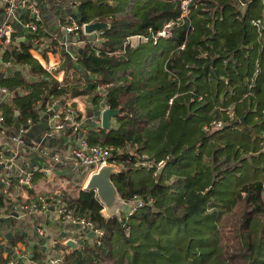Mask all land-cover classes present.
<instances>
[{
    "label": "trees",
    "instance_id": "trees-1",
    "mask_svg": "<svg viewBox=\"0 0 264 264\" xmlns=\"http://www.w3.org/2000/svg\"><path fill=\"white\" fill-rule=\"evenodd\" d=\"M239 3L240 0H206L205 5L200 7L199 11L205 18L214 21L213 38L205 41V48L196 49L199 54L210 49L209 60L197 62L202 71L189 76L191 84L188 88H192V92L176 97L173 105H170V99L178 92L177 82L170 80L167 74L161 81L158 72L144 68V57L151 50L150 45L141 44L142 47L133 50L130 45L124 44L129 36L146 33L149 27L158 30L169 22H176L183 12L181 0H165L146 11L137 22L125 23L113 10L109 14L98 13L102 15L99 20L110 22L111 27L104 30L100 44L87 41L83 49L76 53L75 67H70L75 71L77 82L89 80L93 83V91L76 86L78 83L71 85L58 81L31 54L32 44L26 41L15 43L13 37L3 58L26 66L33 79H28L21 71L0 79V83L9 88L20 86L22 89L14 96L12 106H3L6 125H13L17 119L27 128L29 119L36 121L41 117V111L52 96L66 99L69 89L73 95L92 94L97 85L103 86L107 88L106 92L95 94V101L105 100L111 109H118L115 116L117 125L92 130L90 142L115 148L112 160L124 167L112 175V181L122 198L131 199L139 195L154 199L152 205H145L128 217L124 214L106 217L102 213L104 204L96 191L81 188L70 205L78 214L92 220L96 228L103 230V235L97 239L87 237L80 248L65 247L69 251L61 264H125V257L129 259L128 264H177L185 260H177L162 249L154 251L156 241L167 245V240L173 242L172 236L167 233L156 239L148 229L161 227L172 218L174 206L170 202L173 198L184 202L196 190L203 192L217 184L227 185L231 177L238 179V188L243 182L239 169L249 171L258 157L264 155V144H261L264 139V115L248 99L236 101L244 93L254 59L259 57L263 71L258 79V92L262 97L260 104L264 106V44L261 45L258 32L250 25L253 17L263 14V4L260 0H253L242 10ZM88 6H81L80 23L90 22L91 15L85 10ZM173 30L174 40L177 44L182 43L186 26L175 25ZM38 35L31 34L33 38ZM219 37H224V40L219 42ZM177 58L176 54L171 57L169 69L175 68L171 61ZM223 58H229L228 63H223ZM208 74L213 76L211 84L206 82ZM146 79L148 86L154 84L148 96L151 104L148 118H161L162 122L153 132L149 129V119L138 113L132 100L127 102L124 98L127 93L142 90ZM123 81H126L124 85L117 84ZM200 81L207 84L206 89H201ZM204 91H212V94L198 100L197 94ZM217 106H231L236 113L234 131L240 141L236 146L227 142L224 146L222 141L213 139L214 132L203 130L205 122L221 116ZM166 113H169L170 121L164 119ZM196 145L200 147V153L191 157L189 154ZM250 153L252 155L248 157ZM162 160L165 162L159 167L158 163ZM232 161L236 164L232 165ZM148 162L150 165H147ZM261 172H264V165ZM261 181L255 180L239 187L235 207L240 203L243 205L240 219H233L236 222L228 221L230 219L226 217L221 219L215 240L222 262L219 260L215 264H243L246 257L254 252L256 243L251 223L256 216H264ZM191 212L198 215L196 210ZM126 227H129V234ZM142 232L146 238L139 242ZM231 233H235L232 238L229 236ZM195 239V236L190 237L188 249ZM231 240L237 244L231 245ZM205 241L198 239V247L208 249ZM37 250L36 246L33 256L40 260L41 253Z\"/></svg>",
    "mask_w": 264,
    "mask_h": 264
},
{
    "label": "crops",
    "instance_id": "crops-1",
    "mask_svg": "<svg viewBox=\"0 0 264 264\" xmlns=\"http://www.w3.org/2000/svg\"><path fill=\"white\" fill-rule=\"evenodd\" d=\"M31 1L39 5L42 11L43 21L41 29L38 33L31 32L26 27L28 17L24 14L14 18L12 22L15 29L13 36L15 43L26 41L32 44L31 54L61 83L67 82V84L71 85L78 83L76 86L80 85V87L83 86L87 91H93V83L89 80L81 83L77 82L75 80V71L73 68H70L76 65V55L73 50L77 48L82 50V45L85 46L86 42L90 40L95 43L92 35L85 34L76 38L73 34L67 33L64 27L66 22L70 23L72 20L79 21L80 18L77 19L76 15L80 13L81 6L89 4L88 7H90L92 0ZM106 1L114 2V0ZM101 17L102 15L95 13L91 15L90 22L100 21ZM4 19V6L0 2V23ZM107 23L109 26L106 29H109L111 23ZM212 32L210 30V34ZM31 34L40 35L37 38H33ZM9 45L10 43H0V79L11 77L17 71H21L25 77L32 80L33 78L29 75L26 66L4 60L3 54ZM0 85L3 84L0 83ZM3 86L7 87L6 85ZM97 86L95 89H98ZM9 89L13 90L14 93L9 96H2V112L5 104L9 106L13 105L14 96L22 90L20 86ZM102 89L104 88L102 87ZM95 94L97 92L91 94L93 101L89 100L87 107L81 98L87 94L73 95L69 89L66 99L56 98L59 101L52 110H49L50 104L48 102L46 108L41 111L39 119L36 121L28 120L29 125L27 128H24L23 124L17 119L13 125H6L5 123L0 127V151L3 152L5 159H7L11 167L8 169V175L6 167L0 164V264H7L11 258H16L18 264H29L27 261H23L17 252H12L11 248L14 246H17L20 250L32 252H34L37 246V252L40 251L39 253H41L40 262L47 264L50 257L58 255L59 252L63 251L64 243L67 239H74L79 243V241L83 240V237H87L85 235L82 236L84 230L76 224L64 220L60 223L58 221L59 216L51 206H49L48 210L41 211L40 213H25L17 210L15 205H19L28 199H38L40 196L51 197L58 192L63 194L66 201H71V199L66 197L62 189H57L58 187L64 189L69 187L67 191L70 190L72 184L77 185V181L82 179L85 174L83 169L76 167L74 164L73 148L78 144L81 132L89 138L92 130L101 128L99 124L97 126L96 122L100 119L102 110L93 112L89 108L91 102L97 103V101H94ZM67 109L74 112V120L79 123L80 130L74 131L68 126L62 131L49 134L54 122L52 115L56 112L63 115ZM116 125L117 121L115 116H113L111 118V127ZM22 130L24 144L19 146L12 141V137L20 134ZM30 171H34L35 175L33 187L19 186V177H25ZM7 175L12 186L5 191L2 179ZM82 189L85 188L83 187ZM51 205L53 204L51 203ZM43 215L44 217H41ZM26 218L32 219L35 225L33 235H27L23 228L19 229V226L23 225ZM48 220L49 224H47ZM60 241L62 243L61 246L58 245Z\"/></svg>",
    "mask_w": 264,
    "mask_h": 264
},
{
    "label": "rangeland",
    "instance_id": "rangeland-1",
    "mask_svg": "<svg viewBox=\"0 0 264 264\" xmlns=\"http://www.w3.org/2000/svg\"><path fill=\"white\" fill-rule=\"evenodd\" d=\"M164 1L165 0H114V2L111 3L107 2L106 0H92L91 6L85 10H87L89 15H94L95 13L109 14V12H111L113 9L117 17L119 19H122L125 23L137 22L138 19L143 17L145 11L151 9L152 7H155L159 3L161 4ZM181 1L183 2V0ZM192 14L190 15L191 21L186 20V23L184 22L183 24L187 29H191L188 46L186 47V49H178V44L172 37L160 40L157 45H154V43H152L150 40H147L145 38L143 39L144 44L151 45V50L146 53L144 57V68L146 70L153 71L154 73L158 72V77H160L161 81H163V76L165 74L169 76L170 80H176L177 84L179 83L177 97L186 95L187 93L191 92L192 88H188V85L191 84V80L189 79L190 73L202 71L197 62H200L203 58L201 53H197L196 49L197 47L205 48L206 42L210 41L213 38V33L210 34V30L212 29L208 27L209 22L211 21L207 20L205 16L199 11V9H196ZM76 16L77 19L81 17V8L80 13ZM223 40L224 37L218 38L219 42H222ZM141 44L136 38H132L131 35L125 41L124 46L130 45L131 49L135 50L142 47L143 45ZM82 47L84 46L82 45ZM80 50L81 49L79 48L74 49V54L76 55V53H78ZM206 50L210 51V49ZM174 54H176L178 57L177 60L171 61V64L175 68L169 69L168 63ZM172 73L176 74L175 79H173ZM120 75H122V72L120 73ZM194 81H196V78ZM125 82L126 81L117 82V84L124 85ZM147 82L148 79L143 81L144 88L142 90L127 93L124 98L127 102H130V100H132V103L135 105L138 113L148 118L147 111L151 106L148 101V96L152 93L151 89L153 88L154 84L148 86ZM206 82L208 84H211L208 82V80H206ZM198 83L201 89H206L207 84L204 83V81H200ZM106 89L107 88L95 89L94 92L105 93ZM86 94L88 96L85 95L81 98L82 100H84V104L88 107V101H93V99L91 98L92 96L90 93ZM236 101H239V99ZM173 103H170V105H173ZM89 108L93 112H99L103 109V106L101 102L97 101V103L91 102V104H89ZM164 119L166 121H170L169 113H166ZM161 125V118L149 119V129L152 132L158 130V127H160ZM237 134L238 133L234 131V128H227V130L215 131L213 133V139L215 141H222V145H224V142H227L232 145L234 143V146H236V144L240 143L239 138H236ZM199 148L200 147L196 145L189 155L193 157L194 155H197V153L199 154ZM251 155V153L248 154V157ZM151 162L153 163V161ZM231 163L232 165L236 164L235 161H232ZM255 163V166L251 167L249 171H246L244 168H242L241 171L239 169V175L240 177L242 175L241 178L243 180L240 186L249 182H254L255 180H264V172H261V166L264 165V155L262 154L260 158L258 157ZM147 165H150V163L148 162ZM119 168L121 169L120 165ZM216 174L218 175L219 172ZM87 178V175L84 174L82 179L77 181L78 184H72L71 189L68 191L67 189L69 187H66V190L64 188L58 187L57 190L62 189V191H64V193L66 194V197H68L69 199H74L76 197L77 191L80 188H83V186L86 184ZM236 180L238 179L231 177V180L227 183V185L221 186L220 184H217L216 186L209 187L203 192H201L200 190H196L197 192L189 195L184 202L177 201L175 200V198H173L170 202L171 205L174 206V210L172 211V218L167 220L171 223L169 224L167 222L164 223L161 227L155 226V228L150 227L148 229L149 233H152L153 235L155 234L156 239L168 233V235L172 236L171 238L173 242L167 240V245L170 247L169 248L162 242L156 241L153 250L158 251L159 249H162L163 251H168L171 253L170 256H173L177 260L186 258L185 260H182L177 264H215L216 262H219V260L222 262L221 257L219 256L220 249L215 240L217 231L219 230L220 221L221 219L226 217L225 219H230L228 221L232 220V222H236L233 221V219H240V216L242 214L241 207L243 205L240 203L235 207V202L238 199V195L240 194L238 190L240 186L237 188ZM96 193L99 196L98 190H96ZM122 199L123 198L120 196V194H118V198L115 200L114 205L110 207V209H108V207L103 203L105 209H103L102 213L104 214V216L108 217L112 214H124L125 207L122 204ZM262 203H264V198L262 200ZM193 210H196V212H198V215L192 214L191 211ZM41 217H44V215ZM58 221L60 223L63 222L60 217L58 218ZM232 222H229L228 224ZM47 224H49V220L47 221ZM251 226L253 237H255L256 248L254 249V252L252 254L246 257V261H243L242 263L262 264V261H264V216H256L255 218H253ZM22 228L26 231L27 235H33V232L35 231V225L32 219L26 218L23 225L19 226V229ZM233 235H235V233H231L229 236L232 238ZM82 236H84V234ZM192 236H195L196 239L192 242L193 246L188 249L187 244L190 237ZM92 237H95L96 239L98 238L96 234ZM145 238L146 235L144 234V232H142L139 242L144 240ZM82 239L83 240L79 241V243L77 242L78 248L82 246L85 237H83ZM198 239H201V242L209 240L207 242H204V245H207L208 249L198 247V245H200L196 242ZM229 243L233 246L237 244V242L234 240L229 241ZM58 245H62L61 241L58 243ZM67 246V244L64 245L63 249H66L65 247ZM69 249L67 250L69 251ZM128 263L129 259L125 257V264Z\"/></svg>",
    "mask_w": 264,
    "mask_h": 264
},
{
    "label": "built area",
    "instance_id": "built-area-1",
    "mask_svg": "<svg viewBox=\"0 0 264 264\" xmlns=\"http://www.w3.org/2000/svg\"><path fill=\"white\" fill-rule=\"evenodd\" d=\"M263 4V14L257 17H253L250 20V25L258 32V40L261 45L264 44V0H260ZM4 6L5 12V19L2 23H0V43H11L13 41L14 36V25L12 20L14 18L19 17L20 15L24 14L28 17V21L26 23V27L33 33H38L41 29V23L43 21L42 11L36 3L31 0H0ZM206 3V0H183L182 2V15L177 19L176 22H169L165 24L162 28L155 30L153 27H149L145 34H137L133 35L132 38H136L138 41L143 42V39L150 40L154 45H157L160 40L165 38H173L174 35V26L178 25L181 26L184 24L186 20L191 21L190 15L194 13L200 7H203ZM253 3V0H240L239 7L242 10H245L246 7ZM193 15V14H192ZM209 28L212 29L214 21L210 20ZM186 23V22H185ZM88 23H80V21L72 20L70 23H65L64 27L67 33L73 34L76 38L81 37L82 35L87 34L85 32L86 26ZM109 26V24H108ZM105 29H99L96 32V39L94 42L96 44H100L102 37L104 35ZM190 28H186V36L182 43L178 44V49H186L188 46V40L190 36ZM180 50V51H182ZM202 58L204 60H209L210 51L204 50L201 53ZM229 58H223V63H228ZM188 66V65H187ZM263 71V65L261 59L256 57L251 65V72L248 76L246 88L242 96H240L239 101L248 99L252 105L255 106L256 109L260 110L264 115V106L260 104L262 102V97L258 92V79ZM193 72L190 73L192 75ZM173 74V79H175L176 74ZM189 75V76H190ZM223 78V75L219 76ZM206 80L209 83L213 82L212 74H208L206 76ZM176 81V80H175ZM179 84V83H178ZM98 89H101L102 86L98 85ZM192 92V90H191ZM212 91H204L203 93L197 94L198 100L204 99V97L210 96ZM14 93L13 90L0 85V127L5 124V115L2 112V96H9ZM178 93L170 99V103H173V100L177 97ZM53 98V97H52ZM51 98V99H52ZM49 101V110H52L53 107L58 103V99L53 98ZM103 109H111L108 105H106L105 100H102ZM48 105V104H47ZM217 109L222 112L220 117H213L207 122L203 124V130L206 132H215V131H222L227 128H236L234 122L237 119L235 111L231 106L224 107V106H217ZM102 111L100 113V119L96 122L102 126ZM74 112L70 109H67L65 113L62 115L61 113H54L52 115L53 124L52 130L49 134H54L56 132L62 131L68 126L71 127L74 131L80 130V125L77 121L74 120ZM23 130L20 134L15 135L12 137V141L17 145L21 146L24 144V139L22 136ZM262 135L264 136V129L262 130ZM261 144H264V139L261 140ZM115 148L111 146H106L101 143H91L89 138L86 135H83L81 132L80 139L78 144L73 148V159L74 164L76 167H79L84 170L85 175H87V182L83 186L87 188L88 181L90 180L91 176L97 173L102 167L108 165H114L117 167L116 172H120L121 169L124 167L123 164H118L114 160H112L113 153ZM164 160L160 161L159 167L164 164ZM0 164H3L6 167V172L9 175L8 169H10V165L5 159L3 152L0 151ZM121 166V169L119 168ZM120 170V171H119ZM6 176L2 179L3 186L5 187V191L11 187V181L9 176ZM34 171H30L25 177H19L18 185L19 186H27L28 188L33 187V180H34ZM262 186L264 188V180L261 181ZM124 199V198H123ZM122 199V204L125 207L124 215L128 217L129 215L133 214L136 210L144 207L145 205H152L154 199L150 197L146 199L142 196L136 195L131 199ZM51 201V202H50ZM51 203L53 205H51ZM51 206L56 214L64 221H68L71 223L76 224L77 226L81 227L84 230V235L89 236L91 231H94V235L96 234L98 237L103 235V230L98 229L95 227V223L87 218L86 216L80 215L76 212V210L70 205V202L64 199L62 193H56L55 195L48 197V196H40L38 199H28L27 201L21 202L19 205L16 204L15 208L25 213H40L41 211H46ZM105 209V208H104ZM1 215V213H0ZM114 215V214H112ZM111 216V215H110ZM109 217V216H108ZM126 232L129 234V227H126ZM42 233V230H41ZM85 237V238H87ZM68 240V239H67ZM67 240L65 241L64 245L67 244ZM68 245V244H67ZM68 248L73 249L70 245ZM12 252H17L20 258L23 261H27L29 264H42L40 260L34 258L32 251L27 250H20L17 246L11 248ZM68 252L67 249H63V251L59 252L58 255L49 258L47 264H61L64 261L65 254ZM7 264H18L16 258H11L8 260Z\"/></svg>",
    "mask_w": 264,
    "mask_h": 264
},
{
    "label": "water",
    "instance_id": "water-1",
    "mask_svg": "<svg viewBox=\"0 0 264 264\" xmlns=\"http://www.w3.org/2000/svg\"><path fill=\"white\" fill-rule=\"evenodd\" d=\"M108 23L105 21L89 22L86 26L85 32L91 34L92 38L96 39V32L99 29H106ZM103 106V104H102ZM118 109H104L102 111V126L104 128L111 127V118L118 114ZM244 120V117H243ZM114 165H108L102 167L97 173L93 174L88 181L87 188L98 190L100 201L104 203L108 209L114 205L115 200L118 198V190L112 181V175L117 173L114 169ZM109 202V203H108ZM110 204V206H109ZM94 236V231L89 233V237ZM67 244L73 249L78 248V243L74 239H68Z\"/></svg>",
    "mask_w": 264,
    "mask_h": 264
},
{
    "label": "bare ground",
    "instance_id": "bare-ground-1",
    "mask_svg": "<svg viewBox=\"0 0 264 264\" xmlns=\"http://www.w3.org/2000/svg\"><path fill=\"white\" fill-rule=\"evenodd\" d=\"M115 171L117 170V167H114Z\"/></svg>",
    "mask_w": 264,
    "mask_h": 264
}]
</instances>
